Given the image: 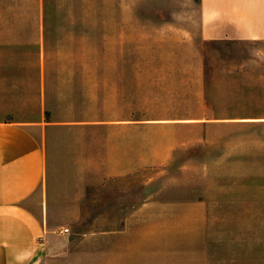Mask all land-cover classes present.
<instances>
[{
	"label": "rangeland",
	"instance_id": "374dc122",
	"mask_svg": "<svg viewBox=\"0 0 264 264\" xmlns=\"http://www.w3.org/2000/svg\"><path fill=\"white\" fill-rule=\"evenodd\" d=\"M42 106L92 212L154 175L205 200L211 264H264L263 40L203 39L199 0H0V119ZM106 169L124 177L102 188Z\"/></svg>",
	"mask_w": 264,
	"mask_h": 264
},
{
	"label": "crops",
	"instance_id": "0c3cea01",
	"mask_svg": "<svg viewBox=\"0 0 264 264\" xmlns=\"http://www.w3.org/2000/svg\"><path fill=\"white\" fill-rule=\"evenodd\" d=\"M199 2L203 39L264 41V0ZM51 114L43 107L36 120L0 119V264H211L205 200L169 197L154 175L143 194L121 195L115 209L106 198L92 212L86 170L60 177L52 147L60 121ZM123 177L106 169L100 185Z\"/></svg>",
	"mask_w": 264,
	"mask_h": 264
},
{
	"label": "built area",
	"instance_id": "2783aa9c",
	"mask_svg": "<svg viewBox=\"0 0 264 264\" xmlns=\"http://www.w3.org/2000/svg\"><path fill=\"white\" fill-rule=\"evenodd\" d=\"M69 231V228H64L63 229V232H68Z\"/></svg>",
	"mask_w": 264,
	"mask_h": 264
}]
</instances>
